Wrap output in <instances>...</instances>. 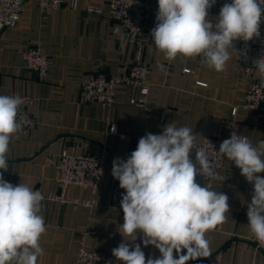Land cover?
<instances>
[{
    "label": "crops",
    "instance_id": "crops-1",
    "mask_svg": "<svg viewBox=\"0 0 264 264\" xmlns=\"http://www.w3.org/2000/svg\"><path fill=\"white\" fill-rule=\"evenodd\" d=\"M147 1L158 9V0ZM222 6L221 0H216L209 17H217ZM98 7L103 9L101 13L93 11ZM156 14L146 16L139 37L141 53L125 40L122 25L108 17L106 0H78L75 9L63 5L47 13L38 7L37 0H26L18 23L0 30V95H28V111L33 117L26 133L12 136L8 171L3 176L13 185L26 184L45 197L40 214L46 232L39 241L44 255L38 264H82L76 258L81 241L87 248L111 254L123 241L119 233L123 215L107 206L118 181L111 175L112 162L130 156L146 133L160 134L165 125L174 123L193 129L196 140L216 137L219 146L232 132L247 137L254 146L264 141V112L241 107L250 81L264 79V75L254 65L244 71L233 49H229L231 59L222 72L207 67L200 56L166 60L151 36ZM260 27L264 28L263 20ZM38 44L52 60L45 80L38 79L21 59L25 49ZM234 47L238 49V41ZM136 60L149 69L145 105L130 101L132 87L125 84L114 87L110 107L80 101V83L86 72L104 68L114 74L123 63ZM134 96L138 99L141 95L135 92ZM111 122L129 138L108 133ZM102 144L108 157L97 190L69 185L64 197L56 199L59 153L74 150L97 154ZM225 159L216 171L219 180L208 183L196 177L202 187L206 185L229 198L225 222L206 233L211 255L197 260L206 264H264V250L251 242L247 219L253 185ZM83 199H93L96 204L88 207L77 202ZM141 239L142 233L128 243L130 247L140 243L146 259L160 256L154 246L144 247ZM113 264L121 262L115 258Z\"/></svg>",
    "mask_w": 264,
    "mask_h": 264
},
{
    "label": "clouds",
    "instance_id": "clouds-1",
    "mask_svg": "<svg viewBox=\"0 0 264 264\" xmlns=\"http://www.w3.org/2000/svg\"><path fill=\"white\" fill-rule=\"evenodd\" d=\"M215 4L216 0H158L151 36L166 60L200 56L207 67L222 72L231 59L229 49L240 55L234 42L252 41L260 35L264 0H230L217 17L210 18ZM254 66L264 75V57ZM22 103L18 95H0V264H38L44 255L39 241L46 232L40 214L45 197L3 176L8 171L10 140L22 131L18 120ZM111 130L116 132L114 124ZM196 136L189 127L168 123L160 134L148 132L141 137L126 159L113 160L111 175L124 190L119 231L123 241L112 249L121 264H187L211 255L206 233L225 222L229 198L196 182L198 174L209 181L220 179L208 153L196 145ZM215 152L234 163L253 185L248 226L264 246V176L260 175L264 173V141L254 146L247 137L232 132ZM141 233L143 246H154L159 257L146 259L140 243L130 247L128 242H135Z\"/></svg>",
    "mask_w": 264,
    "mask_h": 264
},
{
    "label": "built area",
    "instance_id": "built-area-1",
    "mask_svg": "<svg viewBox=\"0 0 264 264\" xmlns=\"http://www.w3.org/2000/svg\"><path fill=\"white\" fill-rule=\"evenodd\" d=\"M25 1L0 0V30L4 27H13L18 23ZM77 2L78 0H37L38 7L44 13L58 9L63 5L75 9ZM226 2H230V0H221L222 4ZM106 6L108 17L118 21L122 25L125 40L131 45H135L137 52L141 53L142 43H140L139 37L144 27L146 16L149 12H157L158 9L151 6L147 0H106ZM102 10L101 7L93 9L97 13H101ZM237 51L240 53L239 56H236L238 65L244 71H248L257 59L264 57V28L260 27V35L254 37L252 41H238ZM21 59L23 65L33 71L38 79L45 80L48 77L52 60L39 44L25 49L22 52ZM148 74V66L139 60L123 63L120 71L114 74H109L104 68L86 72L80 83V101L84 103L97 102L110 107L114 100V87L118 84H125L132 87L133 95L130 101L145 105V95L149 89ZM135 92H139L141 95L138 99L134 96ZM18 96L23 99L18 114V120L22 124V131L18 133H26L33 125V117L28 111L31 98L28 95ZM241 107L264 112V79H252L250 81ZM113 124L116 128L114 134H118L124 139L129 138V135L119 133L115 122L109 124L108 133H113L111 130ZM195 143L198 147H203L208 153L215 172L224 165L226 162L225 157L220 159L215 152L219 151V142L216 137L206 136L195 140ZM195 150L193 149L192 153L193 160L195 159ZM107 157L108 150L104 144L101 145V150L97 154L76 152L74 150L61 151L58 155L57 163L59 170V177L57 179L58 192L54 197L62 199L69 185L79 186L95 192L100 185ZM196 177L208 183L210 182L202 175L198 174ZM123 192L124 190L119 187V181H116L112 187L111 198L107 205L110 210L117 211L122 215L123 211L120 207V201ZM77 202L88 207L96 204L93 199H83ZM251 242H253L256 248L264 250V246H261L254 236L251 238ZM76 258L82 264H113L115 260L111 253L101 249L87 248L83 241H81L77 249ZM187 264L206 263L199 260H190Z\"/></svg>",
    "mask_w": 264,
    "mask_h": 264
}]
</instances>
